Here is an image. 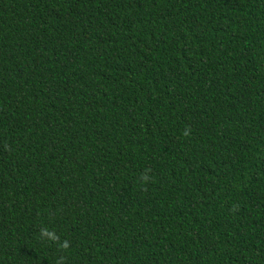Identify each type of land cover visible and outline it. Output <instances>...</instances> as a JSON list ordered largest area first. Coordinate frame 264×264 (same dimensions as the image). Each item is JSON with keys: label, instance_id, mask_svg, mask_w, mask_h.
I'll list each match as a JSON object with an SVG mask.
<instances>
[{"label": "trees", "instance_id": "16d2710c", "mask_svg": "<svg viewBox=\"0 0 264 264\" xmlns=\"http://www.w3.org/2000/svg\"><path fill=\"white\" fill-rule=\"evenodd\" d=\"M0 264H264V0H0Z\"/></svg>", "mask_w": 264, "mask_h": 264}, {"label": "clouds", "instance_id": "9594fccd", "mask_svg": "<svg viewBox=\"0 0 264 264\" xmlns=\"http://www.w3.org/2000/svg\"><path fill=\"white\" fill-rule=\"evenodd\" d=\"M143 179H144V180H147L148 178L145 176V177H143ZM44 234L50 236L52 239H56V237L53 236L51 233L44 232ZM63 247H67V244L65 243V244L63 245Z\"/></svg>", "mask_w": 264, "mask_h": 264}]
</instances>
